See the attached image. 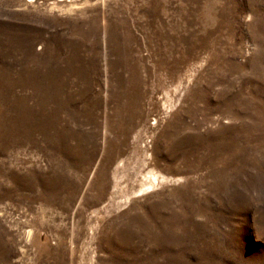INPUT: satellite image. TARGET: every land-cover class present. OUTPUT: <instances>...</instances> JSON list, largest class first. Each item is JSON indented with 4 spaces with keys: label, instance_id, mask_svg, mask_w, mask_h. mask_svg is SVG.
Segmentation results:
<instances>
[{
    "label": "rangeland",
    "instance_id": "374dc122",
    "mask_svg": "<svg viewBox=\"0 0 264 264\" xmlns=\"http://www.w3.org/2000/svg\"><path fill=\"white\" fill-rule=\"evenodd\" d=\"M0 264H264V0H0Z\"/></svg>",
    "mask_w": 264,
    "mask_h": 264
}]
</instances>
